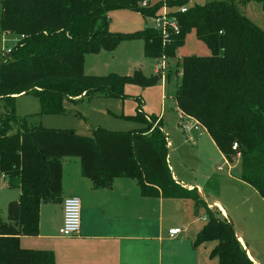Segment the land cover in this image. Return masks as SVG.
Returning <instances> with one entry per match:
<instances>
[{"label":"trees","instance_id":"obj_1","mask_svg":"<svg viewBox=\"0 0 264 264\" xmlns=\"http://www.w3.org/2000/svg\"><path fill=\"white\" fill-rule=\"evenodd\" d=\"M141 0H0V33L21 37L0 63V178L7 188H18L8 203L7 220L0 218V264H55L52 251L21 248V236L39 230V208L59 202L62 161L78 158L83 177L94 188L114 178L135 179L143 197L188 198L204 206L207 223L197 233L196 247L214 241L209 257L217 264H257L249 258L229 220L216 216L197 193L173 177L168 138L160 120L143 111V99L127 116L143 127L112 131L99 126L89 136L71 129L28 126L15 115V99L31 94L40 104L38 115H61L62 99L93 96L126 98L124 86L154 85L158 74L140 70L121 76L84 73L86 54L113 51L121 41L140 39L146 58L175 56L188 32L194 31L210 51L207 56H184L177 62L180 84L175 94L179 111L199 122L229 161L239 156V178L264 200V32L240 10L242 0H212L176 12L179 33L162 44L161 36L145 27L122 33L108 30L107 13L128 9L146 17L156 9H142ZM264 10V0H258ZM188 0H167L168 6ZM15 133H10L12 125ZM233 143L237 144L232 149Z\"/></svg>","mask_w":264,"mask_h":264},{"label":"rangeland","instance_id":"obj_2","mask_svg":"<svg viewBox=\"0 0 264 264\" xmlns=\"http://www.w3.org/2000/svg\"><path fill=\"white\" fill-rule=\"evenodd\" d=\"M209 1L212 0H188L186 5L187 7L195 4L203 5ZM238 6L244 11L245 16L247 15L248 17H246L264 32V10L261 3L258 0H242V2H238ZM111 18L112 28L118 27L134 31L144 28L147 24L152 25L150 18L136 12L115 11ZM10 44V41L3 40L0 36V63L6 57L5 51L11 47ZM109 52L103 50L99 55L88 54L84 57V73L87 75L115 73L128 76L131 74L128 73L129 69L136 64V69H139L144 76L150 77L161 62V59L144 57L143 41L139 39L121 41L113 53ZM190 55H210L209 49L197 39L193 30L186 34L184 42L177 48L175 56L164 60L163 68L158 69L157 73L161 78L154 85L141 88L127 83L124 86L126 94L124 99L93 96L81 100H70L65 97L61 103L63 110L61 115H38L40 111L38 99L31 94L19 95L15 99V115L26 118L28 126L42 125L52 129H71L79 135L89 136L91 128L97 126L112 131H129L143 126L127 118L135 113L134 108L137 106L132 97L143 99V110L147 113L158 115L164 109L166 112L164 129L170 140L167 154L170 169L174 170V173L184 184L198 185L202 189V198L205 199V202L210 204L217 202L226 209L229 217L226 219L231 222L235 233L243 236H241L243 244L255 256V262L264 264V213L256 205L259 202L257 199L259 197L254 196L253 198L246 192L248 189L244 187H234L226 176L225 162L214 149L207 135L204 133L202 137H197L194 135V131V133L190 132L195 139V143L192 144L187 140V135L183 134L179 119L174 117V96L180 84V69L177 62L182 57ZM176 68L179 70L175 71ZM5 111L4 102L0 101V118L5 115ZM17 128L18 126L13 124L10 133H15ZM236 159L237 156L227 160L228 166L233 167ZM218 166L225 168L223 171H218ZM238 170V167L232 170L233 174ZM15 193L16 190L2 187L0 182V218L2 220L8 218V203L15 199L12 198ZM197 193L199 194L198 191ZM214 214L218 216L217 213ZM204 216L207 219L206 209L201 206L196 216L199 217V223L193 224L186 235H192L197 224L203 227L207 223ZM183 237L185 241L189 240L185 234ZM214 244V241H209L205 243V247L202 245L203 251L202 249L201 251L208 255L203 264H217L215 258L209 257ZM183 259L185 261L183 264H192L187 257ZM180 260H175L173 264H182Z\"/></svg>","mask_w":264,"mask_h":264},{"label":"crops","instance_id":"obj_3","mask_svg":"<svg viewBox=\"0 0 264 264\" xmlns=\"http://www.w3.org/2000/svg\"><path fill=\"white\" fill-rule=\"evenodd\" d=\"M115 11L121 13L123 11L135 12L128 9H117L108 12L109 31L122 33L138 31L124 30L118 27L112 28L111 15ZM242 13L245 15L244 11ZM0 36L3 40L8 41L18 38V36L4 33H0ZM101 52L90 55H99ZM109 53H113V51ZM158 69L159 67L155 68L154 74L158 73ZM129 70L128 73L132 74L139 69H136L135 64ZM96 76L103 75L96 74ZM132 100H134V97H132ZM134 102L136 101L134 100ZM174 103V117H177L180 123L181 118L184 117V120H187L191 127L189 132H185L181 128L183 134L187 135V140L192 144L195 143V139L190 132L194 131V135L197 137H202L205 133L214 149L225 162L226 176L233 183L232 185L236 188L244 187L248 189L246 192L253 198L254 196L259 197L257 198L259 202L256 205L264 213V200L257 191L239 178V170L234 174L232 172L238 167L239 156H237L233 167H229V162L218 150L205 128L195 119L185 118L186 116L177 108L175 96ZM145 113L155 115L157 120H160L166 134L164 129L165 110H161L158 115ZM168 141L170 145L169 138ZM218 167H221V169H218ZM218 167V171H223L225 168ZM171 171L174 179L182 186L186 188L195 187L201 198L203 197L202 189L198 185L184 184L174 173V170ZM0 182L2 187H6L3 180ZM61 184L60 201L41 203L38 234L35 236H21L19 239L21 248L52 251L55 264H173L175 260L180 259L183 264L185 262L184 257H187L192 264H203L208 258V255L204 254L202 252L203 248H201L206 242L196 247L193 246L195 236L202 229V225L197 224L194 233L190 236L186 235L193 224L199 223V217H196L199 207H194L193 200L188 198L143 197L140 194L136 180L127 177L114 178L109 186L94 188L91 181L82 176L78 158L63 159ZM13 189L16 190V193L12 197L15 199L12 200H17L20 190L18 188ZM71 195L77 196L80 201V230L77 235L64 237L58 233V229L62 224V200ZM203 200L205 199L203 198ZM206 204L219 217L229 218L226 209L219 203L213 202L210 204L206 201ZM203 218L207 221L206 216ZM173 228H180L181 232L174 237H170L169 230ZM183 234L189 240L185 241ZM236 235L243 244V236H239L237 232ZM243 246L245 247L244 244ZM246 251L249 258L256 261L255 256L247 248Z\"/></svg>","mask_w":264,"mask_h":264},{"label":"built area","instance_id":"obj_4","mask_svg":"<svg viewBox=\"0 0 264 264\" xmlns=\"http://www.w3.org/2000/svg\"><path fill=\"white\" fill-rule=\"evenodd\" d=\"M167 0H141L138 6L142 9L150 10L155 8L156 12L154 15L146 16L151 19L152 25H147L146 27L151 28L157 32L162 39V44L165 45L170 41L172 35H177L179 33V26L175 16L176 12L183 13L187 10V5H182L179 7L168 6L166 4ZM10 39V48L6 49V55L11 51L12 46L20 39ZM165 58H161L159 69L163 68ZM183 114V113H182ZM185 115V114H183ZM185 118L189 116L185 115ZM181 128L185 132H189L190 125L184 117L181 118ZM169 146V143H168ZM237 144L233 143L232 149H236ZM238 156V155H237ZM221 169V167H218ZM80 201L77 196L71 195L67 196L62 200V224L58 229V233L61 236L68 237L74 236L79 233L80 230ZM181 232L180 228H173L169 230V236L174 237Z\"/></svg>","mask_w":264,"mask_h":264}]
</instances>
